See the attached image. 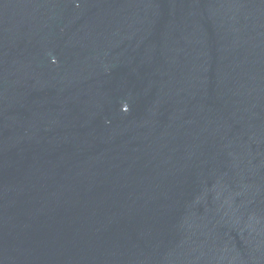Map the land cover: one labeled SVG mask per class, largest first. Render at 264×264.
<instances>
[{"label":"water","instance_id":"obj_1","mask_svg":"<svg viewBox=\"0 0 264 264\" xmlns=\"http://www.w3.org/2000/svg\"><path fill=\"white\" fill-rule=\"evenodd\" d=\"M0 264H264V0H0Z\"/></svg>","mask_w":264,"mask_h":264}]
</instances>
